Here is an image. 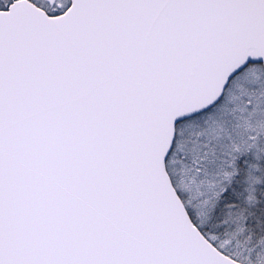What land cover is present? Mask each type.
<instances>
[{"label": "snow or ice", "instance_id": "obj_1", "mask_svg": "<svg viewBox=\"0 0 264 264\" xmlns=\"http://www.w3.org/2000/svg\"><path fill=\"white\" fill-rule=\"evenodd\" d=\"M0 264H264V0H0Z\"/></svg>", "mask_w": 264, "mask_h": 264}]
</instances>
